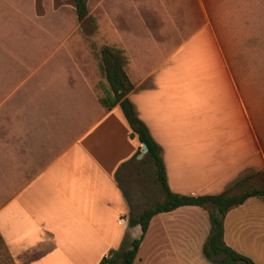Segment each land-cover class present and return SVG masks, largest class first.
Segmentation results:
<instances>
[{
    "label": "crops",
    "instance_id": "0c3cea01",
    "mask_svg": "<svg viewBox=\"0 0 264 264\" xmlns=\"http://www.w3.org/2000/svg\"><path fill=\"white\" fill-rule=\"evenodd\" d=\"M85 1L78 21L73 0H0V240L11 264H100L141 235L128 221L145 209L134 215L136 197L118 180L141 144L119 106L105 113L96 101L90 71L102 48L126 62L127 98L161 148L172 193L217 195L264 174V50L239 85L208 16L254 14L264 25V0ZM198 53L210 62L201 85L173 84L168 62ZM263 203L248 198L223 224L225 244L254 262L243 244L264 250V230L251 225ZM182 211L191 214L175 220ZM153 225L164 245L142 255ZM209 230L200 207L160 213L133 264H213L202 252Z\"/></svg>",
    "mask_w": 264,
    "mask_h": 264
},
{
    "label": "trees",
    "instance_id": "16d2710c",
    "mask_svg": "<svg viewBox=\"0 0 264 264\" xmlns=\"http://www.w3.org/2000/svg\"><path fill=\"white\" fill-rule=\"evenodd\" d=\"M73 2L76 18L81 21L87 15L86 1L73 0ZM174 2L175 0H166L168 5ZM168 16L172 17L171 14ZM208 16L230 58V64L240 85L238 71L240 69L248 71L253 67L256 62L254 56L264 50V25L257 21L254 14L222 13L215 11L214 8H209ZM201 22H204L203 16H201ZM100 57L102 76L95 82V87H92L96 101L105 113L113 107L119 106L130 127V138H136L139 144L146 145V157L154 166L156 179L163 193L161 201L145 209L136 219H129V227L140 226V237L132 240L126 250L119 253L111 252L110 257L103 258L100 264H116L117 258L120 259L119 264H133L151 219L160 213L171 212L183 206H197L208 214L210 230L203 244L202 252L209 262L213 264H254L251 259L237 253L225 244L223 224L226 214L231 209L242 205L248 198L256 197L264 202V183L259 187L243 190L237 194L231 193L234 190L242 189L251 177L238 181L234 187L217 195L191 197L172 193L166 181V173L160 156L161 148L152 139L148 128L138 118L133 104L127 98V94L134 88V84L126 73V62L123 57L118 55L117 51L109 48H102ZM244 80H247L248 83L251 82L250 77H246ZM261 130L256 127V132L264 147V122L261 125ZM139 149L136 155L139 154Z\"/></svg>",
    "mask_w": 264,
    "mask_h": 264
},
{
    "label": "rangeland",
    "instance_id": "374dc122",
    "mask_svg": "<svg viewBox=\"0 0 264 264\" xmlns=\"http://www.w3.org/2000/svg\"><path fill=\"white\" fill-rule=\"evenodd\" d=\"M136 1L140 5L143 2V0H136ZM151 18L155 19V16L152 15ZM93 58H94V62L92 63V69L90 72L92 75L91 84L92 87H95L96 85L95 82L97 81V79H99V77L102 76L101 68H100L101 57L99 56V52L97 53L94 52ZM208 66H210V62H208V59L207 60L204 59V56L199 54L189 57L181 56L178 58H174L168 62V64L165 66L164 69H167V73H168L167 77L168 79L173 81V84L179 85L180 87L191 89L195 87L198 88L201 85V81H202V79H200L201 76H203L205 71H210ZM185 119L187 121V125L185 126L184 133L187 136H191L193 127L188 122L190 121L191 118L189 115H186ZM261 125L259 124L257 126L258 128H260V130H261ZM139 148L140 149L138 156L141 154V147ZM137 157L135 162L129 164L127 170L120 171L118 173V180L121 186L125 187L129 195L133 194L136 197V201L134 202L132 201V203L134 204L132 205L133 212H135L134 215L138 214L140 211H143L144 209L150 207L152 204L161 201L163 199V193L160 189L159 183L157 182L156 172L152 162L146 157V154L142 155L141 159L139 160L137 159ZM263 183H264V174L249 180L248 183H246L242 189L234 190L231 194H237L243 190L259 187ZM190 214H191L190 212L182 211L179 212L177 215H175L174 219L175 220L180 219V217L183 218L189 216ZM259 215H260L259 220L251 222V225L255 227V229H253L252 231L264 230V213H262V211H259ZM173 224L175 223H166V228L170 230V225ZM260 235H264V233ZM259 240L264 241V238H260ZM252 242H253L252 238H247L246 243L243 244V247L247 252H251L252 255L257 258L256 262H254L250 257L246 255L243 254L241 255L251 259L254 262V264H264V250H262V247L260 246L258 250L254 249L256 248V245L254 246ZM155 245L158 246L164 245V243L158 231V227L156 225H153L147 239L144 241L142 255H144L146 249H148L149 247H153ZM123 250H125V248ZM0 264H11L6 246L3 244L1 240H0Z\"/></svg>",
    "mask_w": 264,
    "mask_h": 264
},
{
    "label": "water",
    "instance_id": "95a60500",
    "mask_svg": "<svg viewBox=\"0 0 264 264\" xmlns=\"http://www.w3.org/2000/svg\"><path fill=\"white\" fill-rule=\"evenodd\" d=\"M147 153V147L145 144H142L141 145V155H144Z\"/></svg>",
    "mask_w": 264,
    "mask_h": 264
},
{
    "label": "built area",
    "instance_id": "2783aa9c",
    "mask_svg": "<svg viewBox=\"0 0 264 264\" xmlns=\"http://www.w3.org/2000/svg\"><path fill=\"white\" fill-rule=\"evenodd\" d=\"M107 264V263H106Z\"/></svg>",
    "mask_w": 264,
    "mask_h": 264
}]
</instances>
